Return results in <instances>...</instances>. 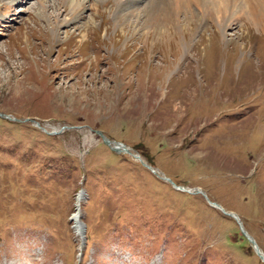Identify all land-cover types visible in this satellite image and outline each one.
Segmentation results:
<instances>
[{
	"label": "rangeland",
	"instance_id": "374dc122",
	"mask_svg": "<svg viewBox=\"0 0 264 264\" xmlns=\"http://www.w3.org/2000/svg\"><path fill=\"white\" fill-rule=\"evenodd\" d=\"M69 1L0 0V264H264L262 32L234 0Z\"/></svg>",
	"mask_w": 264,
	"mask_h": 264
},
{
	"label": "bare ground",
	"instance_id": "6f19581e",
	"mask_svg": "<svg viewBox=\"0 0 264 264\" xmlns=\"http://www.w3.org/2000/svg\"><path fill=\"white\" fill-rule=\"evenodd\" d=\"M101 1H104V0H78V2H75L74 0H70L69 3H70V9H71L72 13L70 14L71 16L69 18H67L66 23L69 22V21L71 22L72 19L78 13V11H80V9L82 10V9H84V7H86V4H88L89 6L92 4L91 5L92 9L96 10L97 5ZM169 2L172 4V7L175 8L176 12H178L180 10V7L184 5V1L183 0H170ZM230 2H231V0H211V6L213 7L211 12H214L213 14L217 15V20L222 19V17L227 14L228 6H230V4H232ZM186 3H187V5H190L188 3V0H186ZM234 3H236L240 7L239 8L240 9V13L237 14V17L240 16V15H244L248 19V21H250L252 24H254V23L256 24V28H258V30H260L262 32V35L264 36V0H234ZM39 5H40V8H41V11L44 10V8H45L44 4L42 2H40ZM137 8L138 7L132 9V8H126L124 6L123 9L126 12H118L117 17H116L117 21L118 22L122 21V22H120V24L125 23L126 19L130 15V13L132 14V11H135V9H137ZM178 14H179V12H178ZM90 19H89L88 22L83 24L82 28L84 30H83V32L81 34V40H80L81 42H83V41H85V39H87L86 38L87 37L86 36L87 35L86 31L89 29V24L93 20L92 16H91ZM117 25H118V23H117ZM85 141H86V138H85ZM89 141H90V139H89ZM110 143H109V145H110ZM114 143L115 144H111V146L114 149L126 151V149H125L126 145H124V144H122L120 142H114ZM116 143H120V144H116ZM84 199H85V192H84V190H80L76 194L75 203H74V209L75 210L72 213L71 218H70L72 223H73L74 232H75V234H76V236L78 238V241H79V247H80L79 250H81L83 248V243H84V225H83V222L81 220V208H82L81 205H82V202H83ZM210 204L214 205L215 207H218V205H216V204H213V203H210ZM250 241L254 244V240L253 239H250ZM255 249L258 250L259 256L261 258L262 257L264 258V253L261 252L258 247L257 248L255 247Z\"/></svg>",
	"mask_w": 264,
	"mask_h": 264
},
{
	"label": "water",
	"instance_id": "95a60500",
	"mask_svg": "<svg viewBox=\"0 0 264 264\" xmlns=\"http://www.w3.org/2000/svg\"><path fill=\"white\" fill-rule=\"evenodd\" d=\"M100 135H102L101 134V132L100 131H97ZM103 139H104V141H105V143L106 144H108L109 145V143L111 142L110 140H108L107 138H105V137H103ZM114 149V148H113ZM173 185H174V183H173ZM245 233V232H244ZM246 234V233H245ZM249 241H250V239H249ZM251 242V241H250ZM257 252H258V250H257ZM262 259L264 260V258L262 257Z\"/></svg>",
	"mask_w": 264,
	"mask_h": 264
}]
</instances>
